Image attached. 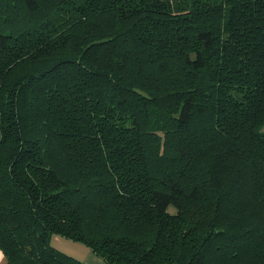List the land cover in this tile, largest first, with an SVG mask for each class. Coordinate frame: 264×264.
<instances>
[{"label": "trees", "instance_id": "16d2710c", "mask_svg": "<svg viewBox=\"0 0 264 264\" xmlns=\"http://www.w3.org/2000/svg\"><path fill=\"white\" fill-rule=\"evenodd\" d=\"M264 264V0H0L6 264Z\"/></svg>", "mask_w": 264, "mask_h": 264}, {"label": "crops", "instance_id": "0c3cea01", "mask_svg": "<svg viewBox=\"0 0 264 264\" xmlns=\"http://www.w3.org/2000/svg\"><path fill=\"white\" fill-rule=\"evenodd\" d=\"M56 243V248L64 251L66 254L71 255L85 264H104L99 258L95 257L86 247L79 243L63 240L58 237H53L52 244ZM0 264H6V258L0 251Z\"/></svg>", "mask_w": 264, "mask_h": 264}, {"label": "rangeland", "instance_id": "374dc122", "mask_svg": "<svg viewBox=\"0 0 264 264\" xmlns=\"http://www.w3.org/2000/svg\"><path fill=\"white\" fill-rule=\"evenodd\" d=\"M64 240V239H63ZM54 246L56 247V243H54ZM60 251H62V250H60ZM62 252H64V251H62ZM65 253V252H64Z\"/></svg>", "mask_w": 264, "mask_h": 264}]
</instances>
